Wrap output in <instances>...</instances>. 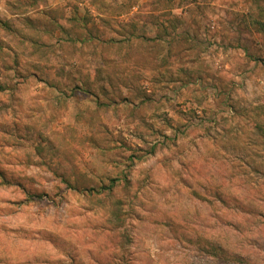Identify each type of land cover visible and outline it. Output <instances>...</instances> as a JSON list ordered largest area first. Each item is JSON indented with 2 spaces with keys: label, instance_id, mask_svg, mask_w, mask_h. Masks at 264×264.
<instances>
[{
  "label": "clouds",
  "instance_id": "9594fccd",
  "mask_svg": "<svg viewBox=\"0 0 264 264\" xmlns=\"http://www.w3.org/2000/svg\"><path fill=\"white\" fill-rule=\"evenodd\" d=\"M0 21V264H264V0Z\"/></svg>",
  "mask_w": 264,
  "mask_h": 264
},
{
  "label": "rangeland",
  "instance_id": "374dc122",
  "mask_svg": "<svg viewBox=\"0 0 264 264\" xmlns=\"http://www.w3.org/2000/svg\"><path fill=\"white\" fill-rule=\"evenodd\" d=\"M0 24H2L5 28L11 30V25L7 24L6 22H4V21H0ZM13 62L16 63V64L19 63L18 60H14ZM3 67H4V70H5V71H9L10 68H11L10 65H4Z\"/></svg>",
  "mask_w": 264,
  "mask_h": 264
}]
</instances>
